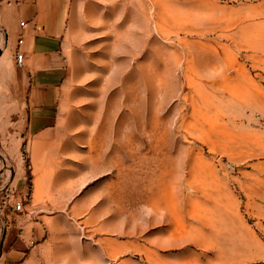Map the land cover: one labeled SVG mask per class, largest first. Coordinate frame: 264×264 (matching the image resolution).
<instances>
[{"label": "rangeland", "instance_id": "rangeland-1", "mask_svg": "<svg viewBox=\"0 0 264 264\" xmlns=\"http://www.w3.org/2000/svg\"><path fill=\"white\" fill-rule=\"evenodd\" d=\"M68 18L51 162L79 174L35 264H264V0H73ZM24 82L0 65V181L29 190L62 181L1 139Z\"/></svg>", "mask_w": 264, "mask_h": 264}, {"label": "crops", "instance_id": "crops-1", "mask_svg": "<svg viewBox=\"0 0 264 264\" xmlns=\"http://www.w3.org/2000/svg\"><path fill=\"white\" fill-rule=\"evenodd\" d=\"M72 1L0 0V65L16 79L18 75L21 85L26 81L28 95L24 102L10 100L11 113L20 115L16 129L3 133L1 139L16 143L30 140L31 152L41 157L37 169L44 172V180L62 181L44 185L32 180L29 190L25 182L15 185L0 181V186H15L19 195L14 194L13 199L23 201L21 210H14L11 205L0 210V225L4 227L2 232L0 229V264H35L36 254L46 241L51 217L55 216L49 212L62 210L77 184L71 179L78 180L79 173L71 170L69 163L51 162L56 150L53 139L64 136L58 103L66 78L65 52ZM20 22L25 23L23 27ZM19 39L23 40L20 45ZM16 51L22 54L21 64L16 62ZM72 211L79 210L72 208Z\"/></svg>", "mask_w": 264, "mask_h": 264}, {"label": "built area", "instance_id": "built-area-1", "mask_svg": "<svg viewBox=\"0 0 264 264\" xmlns=\"http://www.w3.org/2000/svg\"><path fill=\"white\" fill-rule=\"evenodd\" d=\"M24 22H20V26L23 27L24 26ZM23 43V40L22 39H19L18 40V45L22 44ZM15 57H16V62L18 64H21L22 61H23V57H22V54L18 51L15 52ZM1 194H4V197L2 198V201H3V206H10L14 209V210H21L22 208V205H23V201L22 200H17L15 201L13 199V195H14V192L10 189L9 190V187L7 185L5 186H0V195ZM13 202V203H11Z\"/></svg>", "mask_w": 264, "mask_h": 264}, {"label": "trees", "instance_id": "trees-1", "mask_svg": "<svg viewBox=\"0 0 264 264\" xmlns=\"http://www.w3.org/2000/svg\"><path fill=\"white\" fill-rule=\"evenodd\" d=\"M4 197V194H1L0 195V199H1V201H2V198ZM1 204H3V201H2V203Z\"/></svg>", "mask_w": 264, "mask_h": 264}]
</instances>
